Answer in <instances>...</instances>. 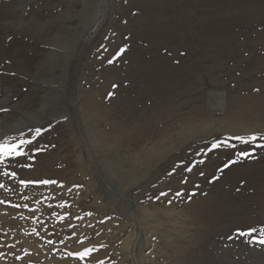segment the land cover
I'll return each mask as SVG.
<instances>
[{"label": "rangeland", "instance_id": "rangeland-1", "mask_svg": "<svg viewBox=\"0 0 264 264\" xmlns=\"http://www.w3.org/2000/svg\"><path fill=\"white\" fill-rule=\"evenodd\" d=\"M131 1L0 0V141H31L0 163V264H264V217L233 211L215 188L219 173L264 148L230 133L215 111L226 98L264 97V0H204L224 3L203 20L207 33L182 27L169 37L140 32L137 21L160 12ZM194 3L181 7L192 6L190 22L204 18ZM172 66L202 78L176 75L161 102L157 91L137 96ZM135 106L150 112L141 143L130 142L129 155L144 150L142 177L134 156L127 168L113 157L127 130L137 136ZM200 110L205 128L195 130L187 117Z\"/></svg>", "mask_w": 264, "mask_h": 264}, {"label": "bare ground", "instance_id": "bare-ground-1", "mask_svg": "<svg viewBox=\"0 0 264 264\" xmlns=\"http://www.w3.org/2000/svg\"><path fill=\"white\" fill-rule=\"evenodd\" d=\"M134 4H138V5H143V8H146L144 11L145 12H149L148 14L151 15H155L156 17V13H159L160 15H158L157 21L154 20L152 17H149L150 19H152V22L156 21L155 23H150L151 21L149 20V18H142L141 20L137 21L139 25H143L145 30H141L140 32L143 33H147V31H149V34L152 33H156L159 30L163 31L165 34L169 36L171 35H175V34H183L182 33V29L179 30V28L185 27L186 30L184 31V35H188L190 32L188 30H190L193 27H197V29L199 30V32L201 34H206L207 30H206V26H203L204 24H206L205 21L203 20H207L209 21L210 19H212L213 17H216V13H220L221 10L223 9L224 3L221 4L219 1L218 2H214V3H210V2H205L200 1V2H196L195 3L192 2H186L188 0H147L144 2H142L141 0H132ZM131 1V2H132ZM190 1V0H189ZM211 1V0H210ZM223 2V1H222ZM142 3V4H141ZM194 3V5H198L201 4V14L204 16V18H202V20H198L197 22L193 21L190 22V18L189 14L192 13V6H187L186 10L182 11L181 7L187 5V4H191ZM197 6V7H198ZM159 12H158V11ZM166 13H172L171 17H168L167 19H164L163 16L166 15ZM184 13L187 16H184ZM167 14V16H168ZM150 15V16H151ZM181 15V16H180ZM148 16V15H147ZM144 17V16H143ZM146 17V16H145ZM154 17V16H153ZM186 18V20H185ZM188 18V19H187ZM139 19V18H138ZM94 20V19H93ZM93 20L89 23L88 27L84 30L83 33V38L87 35V33H89L90 31H94V25L95 22H93ZM191 24L190 28H188L186 26V24ZM193 23V25H192ZM197 23V24H196ZM87 24V23H86ZM86 26V25H85ZM155 29H159L158 31ZM91 33V34H92ZM90 34V35H91ZM81 35V34H80ZM156 36V34H154ZM163 38V37H162ZM69 41V40H68ZM70 42V41H69ZM138 45V44H137ZM18 55V54H17ZM16 58V55H15ZM29 64V63H28ZM140 64V63H139ZM146 65V64H145ZM170 66V65H169ZM186 66V65H185ZM146 69V68H145ZM182 69V68H181ZM179 68H177L176 66H172L167 68V70L165 71V75L163 76L162 71L159 70V74L160 79H157L156 83H154V86L152 87L151 85H145L144 88H142V90H140L141 92L139 94H137V96H145L147 97V95H152L154 93V91H157L159 93H157V96H159L160 98V102L163 99V96L165 95L166 91H168V87L165 84H171V88H175L176 86V80L178 76L182 77V73H187L188 75H190L192 72H196L195 69L191 68H185V70H183V72H179ZM155 71V70H154ZM142 72V70H141ZM147 72V71H146ZM156 72V71H155ZM197 74V72H196ZM153 75V74H152ZM154 76V75H153ZM191 76V75H190ZM155 77V76H154ZM152 80V77H150ZM163 78V79H162ZM197 78L201 80L202 78V74L198 75L197 74ZM167 79V80H166ZM129 80V79H128ZM149 80V79H148ZM155 80V78H154ZM166 80V81H165ZM178 81V80H177ZM188 82H190L187 79ZM194 84V83H193ZM135 87V86H134ZM193 87V86H192ZM139 89V88H138ZM190 90V88H188ZM192 89V88H191ZM264 89V88H262ZM136 90V89H134ZM196 90V89H195ZM192 91V90H191ZM225 91V90H224ZM228 91V90H227ZM133 93V92H132ZM136 93V92H135ZM175 93V92H174ZM230 93V92H229ZM225 94H228L225 92ZM236 94V93H234ZM233 94V95H234ZM162 95V98L161 96ZM229 95V94H228ZM253 95V94H252ZM156 96V97H157ZM171 96V95H170ZM174 96V95H173ZM176 96V95H175ZM120 97V95H119ZM126 97V96H125ZM150 97V96H149ZM148 97V98H149ZM136 98V96H135ZM147 98V99H148ZM152 98V97H151ZM237 98V97H236ZM240 98V97H239ZM178 99V98H177ZM223 99V98H222ZM121 100V99H120ZM29 101V99H28ZM80 101V100H79ZM125 101V100H124ZM129 101V100H128ZM136 101V100H135ZM148 101V100H147ZM164 101V100H163ZM168 101V100H167ZM176 101V100H175ZM134 102V101H133ZM144 102V101H143ZM154 102L155 99H154ZM177 102V101H176ZM25 103V102H24ZM29 103V102H28ZM87 103V102H86ZM85 103V104H86ZM122 103V102H121ZM132 103V102H131ZM130 103V104H131ZM180 103V102H178ZM125 104V103H123ZM129 104V103H128ZM151 104V103H150ZM160 104V103H158ZM163 104V103H162ZM219 104V108L216 109V113H223V115L225 114V118H223V122L224 124H228L230 128V133L232 134H241V135H245L248 136L247 138H249L250 141L254 142L257 139H262L264 140V97H260V96H249V97H241L240 99H234L233 100L231 98H226L225 100L220 101ZM80 105V104H79ZM83 105V104H82ZM87 105V104H86ZM84 105V106H86ZM115 105V104H114ZM119 105V104H118ZM135 105V104H134ZM138 105V104H137ZM176 105V104H175ZM127 106V105H126ZM152 106V105H151ZM89 107V106H88ZM102 107V106H100ZM143 106H141L142 108ZM155 107V106H154ZM159 107V105H158ZM104 108V107H103ZM102 108V109H103ZM111 108V107H110ZM113 108V107H112ZM120 108V107H119ZM150 108V107H149ZM153 108V107H152ZM84 109V108H83ZM91 109V108H89ZM108 109V108H106ZM160 109H162L160 107ZM175 109V108H174ZM179 109V108H176ZM79 110V109H78ZM109 110V109H108ZM118 110V109H115ZM114 110V111H115ZM125 110V109H124ZM158 110V109H157ZM193 110V109H192ZM96 111V110H95ZM101 111V110H99ZM154 111V110H153ZM170 111V110H169ZM195 111V110H194ZM236 111V112H235ZM98 112V111H97ZM107 112V111H105ZM121 112V111H120ZM125 112V111H124ZM131 116L134 117V119H136V131H137V136H131L129 131L127 130V134L124 136L125 134L122 135L121 139L119 140V142H116V146L114 147L115 151H116V156H113L114 158L117 159V163L121 164L120 168H127L128 166H130V161H131V157L134 156L133 158L135 159V161L138 163V169L137 171L139 172V175L144 174L143 171V160L146 158L144 157V153H140V150H142L139 146L137 145H133L132 147H134V154L129 155L132 153L131 149H130V142H134L135 144H138L139 142L141 143L142 139L141 133L138 132L140 131L141 127L143 125H145L147 123V112L148 110L143 107L139 113V106H135L131 108ZM157 112V111H155ZM204 111H197V112H193V114H189V116L187 117V122L189 126L193 127V129H202L205 128V123L204 121H198V117L199 115H201V113L203 114ZM100 114V112H98ZM150 113V112H148ZM191 113V112H190ZM80 114V113H79ZM147 114V115H146ZM167 114V113H166ZM170 114V113H169ZM104 117L106 114H103ZM230 115V116H229ZM127 116V115H125ZM153 116V115H152ZM205 116V115H204ZM227 116V117H226ZM111 117V116H110ZM114 117V116H113ZM169 117V116H168ZM93 119V117H91ZM159 118V117H158ZM90 119V118H89ZM104 119V118H102ZM101 118L97 119V115H96V124L99 126V123H101L102 121ZM130 119V118H129ZM201 119V118H200ZM199 119V120H200ZM149 120V119H148ZM212 120V119H211ZM219 120V119H218ZM106 121V120H105ZM131 121H133V119H131ZM130 121V122H131ZM152 121V119H151ZM150 121V122H151ZM129 122V121H128ZM153 122V121H152ZM151 122V123H152ZM155 122V121H154ZM186 122V123H187ZM83 123V122H82ZM90 124H92L91 119L89 121ZM106 123H108L106 121ZM133 123V122H132ZM131 123V124H132ZM174 123V122H173ZM185 123V124H186ZM209 124V123H208ZM223 124V123H222ZM110 125V124H109ZM128 125V124H127ZM157 125V124H156ZM179 125V124H178ZM184 125V123L182 124ZM212 125V124H211ZM130 126V125H129ZM128 126V127H129ZM132 126V125H131ZM171 126V125H170ZM93 127V126H91ZM127 126H125L126 128ZM146 127V126H145ZM159 127V126H158ZM179 127V126H178ZM196 127V128H195ZM228 127V126H227ZM85 128V127H84ZM133 128V127H132ZM131 128V129H132ZM207 128V127H206ZM94 129V128H93ZM134 129V128H133ZM179 129V128H178ZM183 129V128H182ZM225 129V128H224ZM112 130V129H111ZM135 130V129H134ZM159 130V129H158ZM161 130V129H160ZM163 130V128H162ZM170 130V129H169ZM184 130V129H183ZM113 131V130H112ZM168 131V130H167ZM174 131V130H172ZM221 131V130H220ZM211 132V131H210ZM116 133V132H115ZM124 133V132H122ZM148 133V132H147ZM151 133V132H150ZM163 133V132H162ZM161 135L163 136V133ZM183 133V132H182ZM185 133V132H184ZM99 134V133H98ZM173 134V133H172ZM40 135V134H39ZM101 135V134H100ZM103 135V133H102ZM153 134H151L152 136ZM166 135V134H165ZM171 135V134H170ZM177 135V134H175ZM179 135V134H178ZM182 135V134H181ZM180 135V136H181ZM186 135V134H185ZM148 136V135H147ZM183 136V135H182ZM255 136L256 139L252 140L251 137ZM102 137V136H101ZM146 137V136H145ZM149 137V136H148ZM153 137V136H152ZM156 137V136H154ZM161 137V136H159ZM165 137V136H164ZM158 138V137H157ZM162 138V137H161ZM191 138V137H190ZM154 139V138H153ZM185 139V137H184ZM87 140V138H86ZM97 140V139H96ZM147 140V137L146 139ZM150 141V140H149ZM147 141V142H149ZM152 141V140H151ZM160 141V140H158ZM162 141V139H161ZM160 141V142H161ZM157 142V141H155ZM103 141H98V142H94L95 145H97L99 148L103 149ZM152 143V142H151ZM150 143V144H151ZM164 143V142H163ZM132 145V144H131ZM154 145H157L154 143ZM91 147H94L92 144H90ZM146 147V146H145ZM152 147V146H150ZM158 147V146H157ZM165 147V146H164ZM260 147V146H259ZM37 148V147H36ZM166 148V147H165ZM262 148V147H260ZM152 149V148H151ZM87 150V149H86ZM157 150H161V148L157 149ZM108 151V150H107ZM114 151V152H115ZM144 151V150H142ZM106 152V150H105ZM109 153V151H108ZM124 155H123V154ZM147 153V152H145ZM161 153V152H159ZM154 154V153H153ZM155 154H156V150H155ZM109 156V155H108ZM146 156V155H145ZM152 157V156H150ZM96 158V157H95ZM109 158V157H107ZM158 157H156L157 159ZM19 159V158H18ZM22 159V158H21ZM111 159V158H110ZM115 159V160H116ZM41 160H43L44 162H42L41 167L44 169V167L46 166L45 164V160L43 158H41ZM104 160V159H103ZM133 160V159H132ZM147 161V160H145ZM156 161V160H154ZM39 162V161H38ZM112 162V160H111ZM103 163V162H101ZM115 164V163H114ZM117 164V165H118ZM148 164V163H147ZM15 165V164H14ZM48 165V164H47ZM111 165V164H110ZM109 166V164H108ZM114 166V165H113ZM116 166V165H115ZM118 168V166H116ZM111 168V167H110ZM264 168V148L259 149V148H255L253 150L252 155L244 161H239L238 163L234 164L233 166H231L230 168H227L226 171L219 173V177L220 182H218L215 185V188L222 190V192L218 195H220V198H225L228 199L227 203H234V205L232 206V210L234 211V209L236 211H254V212H258L261 217H264V176L260 175V170H263ZM11 169V167H10ZM207 171L209 173H211L212 171H214L213 169H211L210 167L206 168ZM15 170V169H14ZM110 170V169H109ZM115 170V168H114ZM111 172L113 170H110ZM122 172V170H120ZM216 172V171H215ZM220 172V171H219ZM19 173V172H18ZM114 173V172H113ZM264 173V172H263ZM6 174V173H5ZM33 174V173H32ZM214 174V173H213ZM4 175V174H3ZM27 175V174H26ZM58 175V174H57ZM264 175V174H263ZM28 176V175H27ZM210 176V175H209ZM36 177V175H35ZM142 177V175L140 176ZM139 177V178H140ZM20 178V177H19ZM59 178V177H58ZM229 178V179H227ZM11 179V178H10ZM18 179V178H17ZM21 179V178H20ZM1 180V179H0ZM27 180H31V178H27ZM229 181L230 184H225L224 181ZM3 182V181H2ZM17 182V181H16ZM15 182V183H16ZM19 183V182H18ZM16 183V184H18ZM4 186V185H3ZM19 186V185H17ZM227 186H229L228 188H226ZM9 187V186H8ZM16 189V186L14 187V190ZM18 190V189H17ZM30 190V189H29ZM238 190V191H237ZM19 191V190H18ZM30 192V191H29ZM11 193V192H10ZM34 193V192H33ZM5 194V193H4ZM24 193H22L23 196ZM7 195V194H6ZM9 195V194H8ZM4 196V195H3ZM2 196V197H3ZM8 197V196H7ZM13 197V195H12ZM19 197V196H18ZM32 197V196H31ZM6 198V197H5ZM17 199V198H16ZM26 199V198H25ZM30 199V198H29ZM3 200V198H2ZM12 200V199H11ZM22 200V199H21ZM18 201V200H17ZM27 201V200H26ZM32 201V200H31ZM1 202V201H0ZM10 202V200L8 201ZM14 202V201H13ZM20 202V201H19ZM18 203V202H17ZM42 204V202H41ZM40 204V205H41ZM46 204V203H45ZM38 205V206H40ZM44 206V205H43ZM29 207V206H28ZM42 207V206H41ZM40 207V208H41ZM210 206H204V205H197L194 207L197 208L198 211L201 212H206L208 211ZM46 208V207H45ZM211 209V207H210ZM40 210V209H39ZM50 210V209H48ZM51 214V213H50ZM53 216V215H52ZM38 219V218H37ZM41 220V219H40ZM26 221V220H25ZM39 221V220H38ZM41 222V221H40ZM35 223V222H34ZM43 223V222H42ZM132 244H130L129 246L127 245L126 249L128 252H130V256L132 257V249H133V245L135 244V239H132V241H130ZM127 243V242H126ZM129 244V243H128Z\"/></svg>", "mask_w": 264, "mask_h": 264}, {"label": "snow or ice", "instance_id": "snow-or-ice-1", "mask_svg": "<svg viewBox=\"0 0 264 264\" xmlns=\"http://www.w3.org/2000/svg\"><path fill=\"white\" fill-rule=\"evenodd\" d=\"M109 63H111V61H109ZM39 129H37V133H39ZM241 139L242 142H247V141H244L243 138H239ZM252 140H255L256 137L253 136L251 137ZM31 143V141H22L21 144L23 145H27ZM21 144H11L9 143V141L7 140H3V141H0V163L3 162L4 159L6 158H9V157H12V158H15V157H19L21 155H23V153L19 150L20 147H21ZM189 171H191V169H189ZM7 175V173H6ZM14 175V173L12 174ZM21 183H27V182H24V181H21ZM43 183H50L49 181H43ZM0 187H3V185H0ZM241 235H245V233H240ZM248 235H251V233H247ZM261 244H264V239L260 240L259 241ZM91 251V249H85L84 252H81V253H76L75 255L77 257H79L80 259H83L89 252ZM70 255H72L70 253ZM102 264V262H101Z\"/></svg>", "mask_w": 264, "mask_h": 264}]
</instances>
